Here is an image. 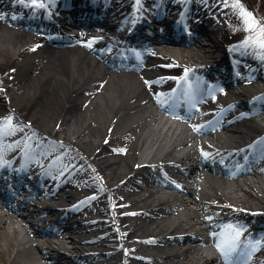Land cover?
<instances>
[{
	"label": "bare ground",
	"instance_id": "6f19581e",
	"mask_svg": "<svg viewBox=\"0 0 264 264\" xmlns=\"http://www.w3.org/2000/svg\"><path fill=\"white\" fill-rule=\"evenodd\" d=\"M52 7L83 32L45 29L38 18ZM174 9L192 36L158 32L140 59L120 58L148 15L163 26ZM223 10L216 0H0V69L12 77L0 86V176L18 198L0 195V264H229V239L237 264H264V88H244L264 71L237 60L216 78L227 54L209 31L225 27ZM224 94L238 99L218 105Z\"/></svg>",
	"mask_w": 264,
	"mask_h": 264
},
{
	"label": "rangeland",
	"instance_id": "374dc122",
	"mask_svg": "<svg viewBox=\"0 0 264 264\" xmlns=\"http://www.w3.org/2000/svg\"><path fill=\"white\" fill-rule=\"evenodd\" d=\"M197 2L203 1V0H195ZM220 3L222 7H224V10L221 12L222 18H223V24L225 27L221 29L219 32H211L209 33L215 38L216 42L220 44L221 50L219 51L218 56L224 55V48L223 46L225 44L230 45L233 52L239 53L244 55V57L241 59L242 64H244L245 68L248 70L253 69H261L264 71V47H261V42L264 41V0H216ZM245 13L249 15H245ZM36 34L43 38V36L36 32ZM198 40L201 41H209L210 47L212 46L213 42L211 40L205 39L204 37H198ZM234 46V47H232ZM237 46H241L244 48H247V50L238 49ZM249 49V50H248ZM252 50V52H250ZM224 56H222L223 58ZM21 59V58H20ZM254 59L256 61L255 64H249V60ZM22 60V59H21ZM226 59H222V61H225ZM221 63V62H220ZM215 73L218 74V72L215 70ZM38 75V74H37ZM10 73L5 70L0 69V86L6 85V82L9 83L10 79ZM259 82L260 84H263L264 80H254L249 78V80H246L244 88L250 89L252 87L251 82ZM37 82V81H36ZM250 82V83H249ZM7 87V85H6ZM225 100L224 102H233L237 100L238 98L234 95L224 94ZM239 97V99L243 98ZM245 98V97H244ZM32 100V99H31ZM31 100H28L27 106L30 105L32 102ZM30 107V106H29ZM7 157V155H5ZM210 182L213 180L210 179ZM204 182V186L207 190L211 191L209 188V182ZM257 204V203H256ZM40 226V225H39ZM15 248H11V254L15 252ZM22 259L18 257L16 261L22 262ZM64 261V260H63ZM65 262V261H64Z\"/></svg>",
	"mask_w": 264,
	"mask_h": 264
},
{
	"label": "snow or ice",
	"instance_id": "6c2138e0",
	"mask_svg": "<svg viewBox=\"0 0 264 264\" xmlns=\"http://www.w3.org/2000/svg\"><path fill=\"white\" fill-rule=\"evenodd\" d=\"M18 2H19V0H18ZM32 2H33V4H35L36 0H32ZM39 6H40V7H43V4H40ZM245 15H249V14L245 13ZM13 18H15V17H13ZM262 28H264V26H262ZM89 46H90V45H89ZM261 47H264V41L261 42ZM239 235H240V233L237 232V233H236V238H238Z\"/></svg>",
	"mask_w": 264,
	"mask_h": 264
}]
</instances>
